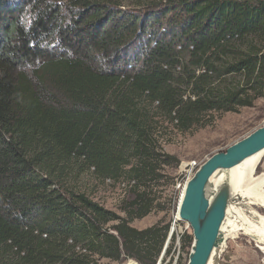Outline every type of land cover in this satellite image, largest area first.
<instances>
[{
	"label": "trees",
	"instance_id": "obj_1",
	"mask_svg": "<svg viewBox=\"0 0 264 264\" xmlns=\"http://www.w3.org/2000/svg\"><path fill=\"white\" fill-rule=\"evenodd\" d=\"M260 97L264 0H0V264H156L169 226L130 225L179 163L156 131ZM85 170L125 175V218L69 183Z\"/></svg>",
	"mask_w": 264,
	"mask_h": 264
},
{
	"label": "rangeland",
	"instance_id": "obj_2",
	"mask_svg": "<svg viewBox=\"0 0 264 264\" xmlns=\"http://www.w3.org/2000/svg\"><path fill=\"white\" fill-rule=\"evenodd\" d=\"M205 126H194L187 131H180L169 121L163 122L155 136L160 148L175 156L179 163L171 168H164L160 175L151 181V197L153 207L141 218H134L130 225L136 229H145L155 224L168 225V233L156 264H186L192 241L188 247L182 248L180 238L184 231L191 234L190 227L184 221L175 219L178 201L177 183L187 170L189 161H197L196 169L211 155L225 151L227 147L242 139L250 132L264 124V97L256 99L252 106L240 107L236 112H210L205 116ZM257 172H264V153ZM185 166V168H184ZM76 173V172H73ZM69 174V183L77 190L85 193L90 199L121 217H126L125 203L130 199L131 185L124 174L117 178L102 179L85 170L79 174ZM194 174V173H193ZM192 177V176H191ZM264 215V208L256 207ZM112 224V223H111ZM177 240L171 244L169 252H165L170 243V231ZM169 237V238H168ZM93 264H140L132 259L120 262L108 258L93 256ZM219 264H264V253L257 243L243 230L235 237H227L224 248L219 254Z\"/></svg>",
	"mask_w": 264,
	"mask_h": 264
},
{
	"label": "water",
	"instance_id": "obj_3",
	"mask_svg": "<svg viewBox=\"0 0 264 264\" xmlns=\"http://www.w3.org/2000/svg\"><path fill=\"white\" fill-rule=\"evenodd\" d=\"M261 150H264V124L225 151L211 155L186 182L176 208L179 220L188 224L192 235L186 264H207L213 252L219 251L225 241L220 228L230 201V191L226 183L210 191V177L216 170L229 169ZM217 260L215 264H219Z\"/></svg>",
	"mask_w": 264,
	"mask_h": 264
},
{
	"label": "bare ground",
	"instance_id": "obj_4",
	"mask_svg": "<svg viewBox=\"0 0 264 264\" xmlns=\"http://www.w3.org/2000/svg\"><path fill=\"white\" fill-rule=\"evenodd\" d=\"M263 153L264 150H261L229 169L216 170L210 177L209 189L214 191L222 183H226L229 187L230 201L220 228L224 239L235 237L239 230H243L249 234L257 243V247L264 253V215L256 209L259 206L264 208V172H257ZM190 178L188 177L186 182ZM185 184L177 187L178 199L184 193ZM175 219L179 220L177 212ZM186 225L188 224L186 223ZM170 229L169 237L173 233V228ZM223 248L224 243L218 248L219 251L213 252L207 264H215Z\"/></svg>",
	"mask_w": 264,
	"mask_h": 264
},
{
	"label": "built area",
	"instance_id": "obj_5",
	"mask_svg": "<svg viewBox=\"0 0 264 264\" xmlns=\"http://www.w3.org/2000/svg\"><path fill=\"white\" fill-rule=\"evenodd\" d=\"M197 163H198L197 161L192 160L185 164V166L187 167V170L184 172L182 178L177 183V187H180L182 184L186 183V180L188 179V177H191L193 172L196 170Z\"/></svg>",
	"mask_w": 264,
	"mask_h": 264
}]
</instances>
